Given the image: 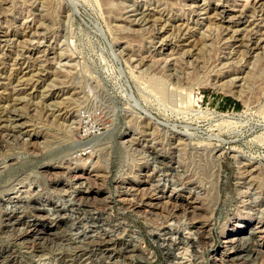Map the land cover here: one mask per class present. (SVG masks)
Returning a JSON list of instances; mask_svg holds the SVG:
<instances>
[{"label": "rangeland", "instance_id": "rangeland-1", "mask_svg": "<svg viewBox=\"0 0 264 264\" xmlns=\"http://www.w3.org/2000/svg\"><path fill=\"white\" fill-rule=\"evenodd\" d=\"M253 235L227 264L264 263V0H0V264H222Z\"/></svg>", "mask_w": 264, "mask_h": 264}, {"label": "bare ground", "instance_id": "bare-ground-1", "mask_svg": "<svg viewBox=\"0 0 264 264\" xmlns=\"http://www.w3.org/2000/svg\"><path fill=\"white\" fill-rule=\"evenodd\" d=\"M225 9V8H224ZM222 12L223 13H227L226 12V10H222ZM15 136V135H14ZM17 136V135H16ZM24 144V143H23ZM37 148V147H36ZM3 149V148H2ZM108 168V167H107ZM98 169V168H97ZM99 173L100 174H98V176H97V178L98 177H107L106 175V169L105 168H103V165H101L100 164V166H99ZM108 173V172H107ZM197 174V173H196ZM196 174H194V175H191V177H193V176H195ZM73 177L74 178H78V179H82V178H85L87 181H95V177L93 178V176L91 175V174H86L85 172H74L73 173ZM20 183H24V181H21ZM93 183H95L96 184V182H93ZM94 185V184H93ZM96 185H98V184H96ZM95 186V185H94ZM96 190H97V192H100L101 191V187L99 186H96ZM13 189V188H12ZM143 190V189H142ZM142 190H141V192H142ZM148 190V189H147ZM144 191V190H143ZM151 190H149V192H150ZM140 192V191H139ZM145 192V191H144ZM153 192V191H152ZM156 192V191H155ZM151 193V192H150ZM147 194V193H146ZM150 195V194H149ZM153 196V195H152ZM152 196H149V197H151L152 198ZM142 197H144L145 198V196H142ZM141 197V198H142ZM140 198V199H141ZM141 199L140 201L142 202V200H144L142 203L144 204V206H151L152 205V201L154 200H151L150 202H149V199ZM154 198V197H153ZM83 200V198L82 197H80V199L79 200ZM210 199V198H209ZM212 199V198H211ZM210 199V200H211ZM87 200V199H86ZM206 200V199H205ZM208 200V199H207ZM209 200V202H207V203H205V201L203 202V204L205 205V207L206 208H208V209H210L211 208V201ZM213 200V199H212ZM89 202V201H88ZM139 204H141V203H139ZM167 204H169V203H167ZM186 204V203H185ZM142 205V204H141ZM140 205V206H141ZM130 206V205H129ZM140 206H136V208H139ZM174 206H175V204H174ZM177 206V205H176ZM134 207V206H133ZM178 207H179V204H178ZM181 208H183L184 210H186V211H188V208L189 209H201L202 207L200 206V207H198V206H195V207H193V205H191V206H189V204H186V205H181L180 206ZM179 207V208H180ZM143 208V207H142ZM174 208H177V207H174ZM172 210H174V209H172ZM176 210V209H175ZM193 213H194V215H195V211H193ZM157 214V213H156ZM197 216V215H196ZM194 218L196 219V217L194 216ZM194 220V219H193ZM193 223V222H192ZM202 225L201 226H203V227H201L199 230H200V241H199V243H205L204 242V239L206 238V235H204V233L205 232H203V231H205V228L206 227H208L205 223H201ZM161 227V226H160ZM199 228V227H198ZM207 229V228H206ZM206 234V233H205ZM253 234V233H252ZM256 237L253 235V236H251V237H241V238H239V239H237V240H234V239H232V241H231V244H230V248H231V250H229L228 251V257L227 258H223V263L222 264H227L229 261H234L230 256L232 255V254H235V255H237L236 257H237V259H241L240 257H239V255H243V253H246V252H253V253H256V254H260L261 253V251L259 250V249H253L252 247L250 248L249 246H251V244H253L254 246L256 245L257 246V244L255 243V241L253 242V239L254 240H256L255 239ZM236 239V238H235ZM184 241V240H183ZM185 242V241H184ZM183 243V242H182ZM184 244V243H183ZM182 244V245H183ZM260 244L258 243V246H259ZM183 249H182V256H186V254L188 253V251H189V248H188V246L186 245V244H184L183 245V247H182ZM228 250V249H227ZM229 253H231V254H229ZM255 254V255H256ZM257 255V256H258ZM260 264H262V263H260ZM264 264V263H263Z\"/></svg>", "mask_w": 264, "mask_h": 264}]
</instances>
